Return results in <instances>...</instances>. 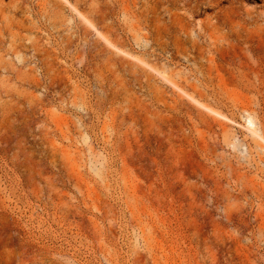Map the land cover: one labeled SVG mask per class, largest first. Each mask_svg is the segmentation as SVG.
<instances>
[{
  "label": "rangeland",
  "instance_id": "obj_1",
  "mask_svg": "<svg viewBox=\"0 0 264 264\" xmlns=\"http://www.w3.org/2000/svg\"><path fill=\"white\" fill-rule=\"evenodd\" d=\"M0 264H264V0H0Z\"/></svg>",
  "mask_w": 264,
  "mask_h": 264
},
{
  "label": "bare ground",
  "instance_id": "obj_2",
  "mask_svg": "<svg viewBox=\"0 0 264 264\" xmlns=\"http://www.w3.org/2000/svg\"><path fill=\"white\" fill-rule=\"evenodd\" d=\"M249 122H250V123H253V120H252L251 118H249Z\"/></svg>",
  "mask_w": 264,
  "mask_h": 264
}]
</instances>
